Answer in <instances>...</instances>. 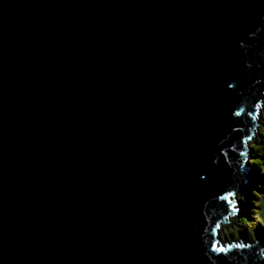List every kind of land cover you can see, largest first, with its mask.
<instances>
[{
  "label": "water",
  "instance_id": "1",
  "mask_svg": "<svg viewBox=\"0 0 264 264\" xmlns=\"http://www.w3.org/2000/svg\"><path fill=\"white\" fill-rule=\"evenodd\" d=\"M262 101L264 0H0V264H264L211 234Z\"/></svg>",
  "mask_w": 264,
  "mask_h": 264
},
{
  "label": "rangeland",
  "instance_id": "2",
  "mask_svg": "<svg viewBox=\"0 0 264 264\" xmlns=\"http://www.w3.org/2000/svg\"><path fill=\"white\" fill-rule=\"evenodd\" d=\"M260 110H261V116L259 114L257 116V119H258V122H260L261 126L258 123V126L255 130L254 136L252 138L253 141H255V139H257V137L260 135V133H262L264 135V125L261 124L262 123V116L264 114V102L262 103ZM249 151H250V158L251 159L249 158L248 164H249V161L252 160V158H257V154L254 153L253 149L251 148V144H249ZM245 160H247V158ZM248 164H247V168L246 167L245 168L249 169V171L247 173L250 175L251 182L249 181V183H248L249 179H247L248 184H246V185H248V190H246L244 194H240V193L236 192V197L238 195L241 196L240 198L237 199L238 207L240 206L243 198L247 199L246 201H248V202H247V205L245 204V206L248 208L244 214L250 215V218L254 221L247 223L245 225V221L242 220L241 224L246 226V228L243 225L240 226L239 224H237L235 222L233 223V221H232L231 225H227L226 227H224L223 230H220L219 238H221V242H223L224 246H225V244L227 245L228 242L223 235L225 234V232H226V234L228 233L227 232L228 229H230L228 231H229V234L231 233L230 234L231 239H234L235 241H236V239L242 240L244 242L246 240H249L248 241L249 243L254 244V242L256 243V241L258 239H260V241H261L260 243L264 244V204L261 205L262 209H258V207L255 204H256V202L260 201V198L257 197V195L254 196L255 193H253L255 190L259 189L258 195H261L264 197V173L261 174V173H259V171L257 172L254 167H251ZM255 176L256 177L258 176L259 180L257 182H259V183L253 182V177H255ZM260 185H261V187H259ZM234 195H235V193H234ZM236 219L237 218H235L234 220H236ZM228 221H229V219L227 220V222ZM221 236H223V237H221Z\"/></svg>",
  "mask_w": 264,
  "mask_h": 264
},
{
  "label": "trees",
  "instance_id": "3",
  "mask_svg": "<svg viewBox=\"0 0 264 264\" xmlns=\"http://www.w3.org/2000/svg\"><path fill=\"white\" fill-rule=\"evenodd\" d=\"M261 124L264 125V114L262 116V123ZM251 148L253 149L254 153L257 154V158H252V160H250V162H249V165L251 167H254L257 172L259 171V173L263 174L264 173V135L262 133H260V135L257 137V139H255V141H253L251 143ZM253 178H255V179H253V182L259 183V182H257L259 180L258 176L257 177L255 176ZM259 187H261V185ZM258 190H255L253 192V193H255L254 196L257 195V197L260 198V201L256 202L255 205L258 207V209H262L261 205L264 204V197L261 196V195H258L259 194ZM246 200L247 199H245V198L242 199V202H243L244 205L242 206V210H241V214H240L239 218H237L236 220H233V223L235 222V223L239 224L240 226L243 225V224H241L242 220L245 221V225L247 223H250V222L254 221V220H252L250 218V215H245L244 214L246 212L247 208H248V207L245 206V204L247 205V202H248ZM244 227L246 228V226H244ZM228 230H230V229H228ZM228 230H227L228 233L226 234V232H225V234L223 235L225 238H230V236H231L230 235L231 233L229 234Z\"/></svg>",
  "mask_w": 264,
  "mask_h": 264
},
{
  "label": "snow or ice",
  "instance_id": "4",
  "mask_svg": "<svg viewBox=\"0 0 264 264\" xmlns=\"http://www.w3.org/2000/svg\"><path fill=\"white\" fill-rule=\"evenodd\" d=\"M228 87H232L231 84L228 85ZM237 115H239V113H237ZM253 119H255V117H253ZM246 139H251V137H248ZM246 142V141H245ZM241 155H245V152H241ZM234 196V193L232 192H227L225 195L221 196L220 199L224 200L226 203H229L231 205V208H232V211H236V207H235V202L234 200L232 199ZM235 247L237 248H243V247H247V245H244V244H237L235 245ZM212 249L214 251H216L217 253H222V252H226L227 249H224V248H219L217 247L215 244L212 245ZM262 256H264V253L261 254Z\"/></svg>",
  "mask_w": 264,
  "mask_h": 264
},
{
  "label": "bare ground",
  "instance_id": "5",
  "mask_svg": "<svg viewBox=\"0 0 264 264\" xmlns=\"http://www.w3.org/2000/svg\"><path fill=\"white\" fill-rule=\"evenodd\" d=\"M257 112H258V110H257ZM257 121H258V119H257ZM259 123V125H260V122H258ZM261 126V125H260ZM252 157V156H251ZM251 159V158H250ZM247 176L249 177V180H248V183H249V181L251 182V180H250V175L248 174V173H246V178H247ZM254 179V178H253ZM248 183H246V184H248ZM246 190H248V185H246ZM242 206H243V203L241 204V206H240V208H239V213L241 214V210H242ZM217 233V234H216ZM216 233L214 234V236H213V238L216 240V243H215V245L216 246H221V247H225L224 246V244H223V242H221V238H219V235H220V231L218 230V231H216ZM222 237V236H221ZM230 239V240H229ZM226 240H227V242L228 243H232V242H234L235 240L234 239H231V237L230 238H226ZM233 240V241H232ZM237 240V239H236ZM219 242H221V243H219ZM228 245V244H227ZM245 245V244H244ZM229 246V245H228Z\"/></svg>",
  "mask_w": 264,
  "mask_h": 264
},
{
  "label": "clouds",
  "instance_id": "6",
  "mask_svg": "<svg viewBox=\"0 0 264 264\" xmlns=\"http://www.w3.org/2000/svg\"><path fill=\"white\" fill-rule=\"evenodd\" d=\"M235 198H236V201H237V199L240 198V195H238V196L235 197ZM242 203H243V202H241V204H242ZM241 204H240V206H241ZM239 216H240V213H239ZM238 218H239V217H238ZM234 219H235V218H233V220H234ZM233 220H232V221H233ZM232 221H231V222H232ZM225 227H226V226H225ZM223 229H224V228H222V229H220V230H223Z\"/></svg>",
  "mask_w": 264,
  "mask_h": 264
}]
</instances>
